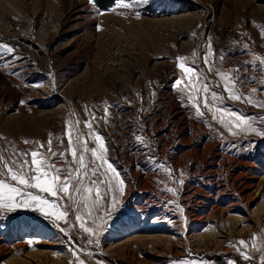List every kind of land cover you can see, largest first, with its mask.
Returning <instances> with one entry per match:
<instances>
[{
	"label": "rangeland",
	"instance_id": "rangeland-1",
	"mask_svg": "<svg viewBox=\"0 0 264 264\" xmlns=\"http://www.w3.org/2000/svg\"><path fill=\"white\" fill-rule=\"evenodd\" d=\"M4 44L13 51L0 48V155L10 161L50 137L63 150L69 128L91 148L89 133L98 132L125 185L122 194L118 185L105 191L92 216L79 212L88 227L101 217L91 245L73 208L66 221L34 205L0 209V264L264 261V137L233 135L238 129L215 111L230 108L264 127V108L255 106L264 92L251 93L264 80V0H0ZM181 55L225 97L205 107L201 92L203 116L173 87ZM216 70L254 103L228 100Z\"/></svg>",
	"mask_w": 264,
	"mask_h": 264
},
{
	"label": "snow or ice",
	"instance_id": "snow-or-ice-1",
	"mask_svg": "<svg viewBox=\"0 0 264 264\" xmlns=\"http://www.w3.org/2000/svg\"><path fill=\"white\" fill-rule=\"evenodd\" d=\"M135 0L126 2V0H117L118 5L124 7H132ZM138 14V13H137ZM0 48H5L9 52L13 49L9 45H0ZM247 48V45H245ZM209 53H205L203 60L207 65L209 63ZM178 69L180 76L174 82V89L184 95L192 106L196 109L198 116H203L200 111L201 101L197 96L202 92L203 106H208L209 98L212 101H219L221 105L224 103L225 97L222 93L210 89L211 82L206 75L199 71V65L186 63V56L181 55L178 58ZM224 59L223 56L220 57ZM264 61V58H261ZM209 71L214 69L209 68ZM264 71V68L259 69ZM217 71L224 80V90L227 92V99L231 101H240L243 99L249 105L254 101L249 96L237 94L235 88L236 81L231 78L228 73ZM254 79V78H253ZM182 81H186L183 86ZM200 84V87H197ZM264 92V80L261 81L259 88H252L251 93ZM25 103V101H21ZM255 106L264 108V101H256ZM105 116L107 108H105ZM221 114L220 123L224 124L231 131L233 127L238 131L233 132V135H239L242 132H253L261 137H264V127H254V122H249L245 115L238 114L237 111L230 108L220 107L216 109ZM86 115L88 110L85 109ZM227 114L228 119L224 116ZM215 119V117H213ZM264 119V118H261ZM80 120H76L72 126L80 124ZM89 130L93 129V123L85 120ZM92 140L96 143L95 147H88V142L79 134L73 135L71 129L67 131L68 147L57 151L53 148L51 137L47 143H40L29 151L14 153L10 161L5 160L3 155H0V209H15L20 207L35 206V209L49 218H54L56 221H66L69 214V208H73L77 213L75 221L78 222V229L82 233L88 235L87 244L98 243L94 238L98 236L101 225L96 224V220L101 217L96 216L93 220L94 227L86 226L84 218L79 214L83 209L85 215L92 216L93 209L100 204L103 193L105 191L114 190L116 185L119 186V192H124L125 181L120 177V172L109 162L107 157L108 148L105 143V137L101 134L89 133ZM138 140H143V137L137 136ZM26 144L29 141H25ZM70 153L71 160L68 159ZM16 157H20L19 159ZM151 162H156L155 157H148ZM57 162H61L59 166ZM164 166V165H158ZM180 183L183 180L180 179ZM91 185V186H89ZM37 190L33 192L32 190ZM71 189V192H70ZM168 192H174L175 189H165ZM79 194L80 199L74 197ZM93 195L95 199H93ZM64 200H68L69 204L65 205ZM115 197H113V201ZM175 203V201H171ZM98 210V209H97ZM64 229H61L63 231ZM239 245H246L245 240L238 241ZM69 244L74 251H83V247H77L75 241L69 237ZM255 247V245H253ZM264 251V249H258ZM91 254V253H89ZM241 255L245 260H250L252 257L246 251H241ZM79 264H85L83 259H79ZM174 264H200L197 260H177ZM234 264V262H233ZM264 264V261H261Z\"/></svg>",
	"mask_w": 264,
	"mask_h": 264
},
{
	"label": "trees",
	"instance_id": "trees-1",
	"mask_svg": "<svg viewBox=\"0 0 264 264\" xmlns=\"http://www.w3.org/2000/svg\"><path fill=\"white\" fill-rule=\"evenodd\" d=\"M109 6V5H108Z\"/></svg>",
	"mask_w": 264,
	"mask_h": 264
}]
</instances>
